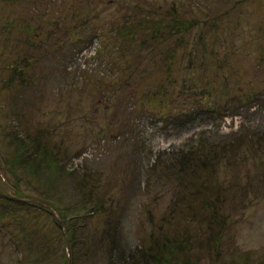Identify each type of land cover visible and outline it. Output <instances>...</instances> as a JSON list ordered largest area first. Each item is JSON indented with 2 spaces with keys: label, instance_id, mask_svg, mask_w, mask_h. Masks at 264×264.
I'll list each match as a JSON object with an SVG mask.
<instances>
[{
  "label": "rangeland",
  "instance_id": "obj_1",
  "mask_svg": "<svg viewBox=\"0 0 264 264\" xmlns=\"http://www.w3.org/2000/svg\"><path fill=\"white\" fill-rule=\"evenodd\" d=\"M0 194V264H264V0H0Z\"/></svg>",
  "mask_w": 264,
  "mask_h": 264
},
{
  "label": "trees",
  "instance_id": "obj_2",
  "mask_svg": "<svg viewBox=\"0 0 264 264\" xmlns=\"http://www.w3.org/2000/svg\"><path fill=\"white\" fill-rule=\"evenodd\" d=\"M22 68H17L15 71L20 72ZM262 95V93L260 92L257 96L255 94H251L250 97H255V98H250V100H255V102H258V100L260 99L259 97ZM242 105V104H241ZM241 105L239 106V108H241ZM251 105L248 106V108ZM252 107V106H251ZM23 112H21L22 114ZM17 114H19V112H17ZM23 122V123H22ZM22 122L18 123L16 127H14V129L11 131V135H13L12 137V141L13 142H23L21 143L19 149L22 150V154L19 157V159L22 161L24 166H28V168L30 169H36L35 171L37 172H41V170L43 168H47V170L51 169V166L53 164L58 165V169L61 168V163L62 165H64V163L60 160L59 162L57 161L58 158H56L57 156H48L45 157V152L50 151V145L47 144L45 142L46 139H44L42 136L37 135L33 130H31V128H29L26 119H23ZM27 124V125H26ZM11 130V129H10ZM17 138V139H15ZM20 144V143H19ZM33 150L35 152H32L33 154H29V152ZM56 158V159H54ZM25 163V164H24ZM187 161H184L182 163V171H180L181 173H184L186 168H184L186 166ZM47 166V167H46ZM27 170V169H26ZM40 178V182L43 181ZM179 178V177H178ZM25 180V178H21V183H23L22 180ZM30 180V178L26 179L25 181ZM20 183V184H21ZM41 192L44 194V192L41 190ZM2 195L3 198H7V199H16V197H10V195L8 194H0ZM0 198L1 200H5L8 201L6 199ZM9 203L11 201H8ZM33 202V201H32ZM30 201V203H32ZM37 204H39L41 207H45V208H49V206H45L44 202H36ZM25 204H28V201H25ZM42 207V208H43ZM8 211L2 212L0 213V217H6V215ZM108 228L110 230H107V232H105L104 234H102V236L99 238V240H97L95 235H90L87 236V232L86 230H84V228H80L79 225H75L74 228H70V225H68L67 227V232L68 234L70 232H74V235L76 236L77 242H79V250H81L79 256H82V258H85L87 260H91V256L93 254H95V252H97V249L94 250V248L91 246L92 244L95 245L98 249H103L104 254H109L108 258L110 259V263L111 264H137L135 263V261H137L138 259L135 258V254L134 252H130L127 253V248L125 246L119 245L117 244V242L112 238L115 237L116 238V234H115V228L116 226L114 225V223L112 224V222H107ZM84 226H86L84 224ZM4 227H2L0 229V232H3ZM83 230V231H81ZM121 231L123 232V230L121 229ZM78 233V234H77ZM67 234V233H66ZM117 239V238H116ZM97 240V242H96ZM105 241V242H103ZM118 241V240H117ZM34 252V251H33ZM42 253V251H41ZM48 253H43V255H46ZM135 259V261H134ZM134 261V262H133Z\"/></svg>",
  "mask_w": 264,
  "mask_h": 264
}]
</instances>
